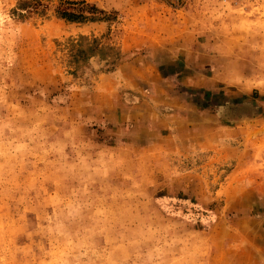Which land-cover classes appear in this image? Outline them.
I'll list each match as a JSON object with an SVG mask.
<instances>
[{"label": "rangeland", "instance_id": "1", "mask_svg": "<svg viewBox=\"0 0 264 264\" xmlns=\"http://www.w3.org/2000/svg\"><path fill=\"white\" fill-rule=\"evenodd\" d=\"M0 264H264V0H0Z\"/></svg>", "mask_w": 264, "mask_h": 264}, {"label": "trees", "instance_id": "2", "mask_svg": "<svg viewBox=\"0 0 264 264\" xmlns=\"http://www.w3.org/2000/svg\"><path fill=\"white\" fill-rule=\"evenodd\" d=\"M61 5V4H60ZM67 5V6H73L76 5L74 2L70 1H65L64 3L62 2V6ZM82 5H84V8H88L87 10L91 13L94 14L97 12V9L94 6H88L84 2H82ZM80 11V10H79ZM76 12L73 9H58V14L60 18L65 19L66 21L70 22H83L87 20H94V17H86L83 15L81 12ZM83 40V38L81 39Z\"/></svg>", "mask_w": 264, "mask_h": 264}, {"label": "crops", "instance_id": "3", "mask_svg": "<svg viewBox=\"0 0 264 264\" xmlns=\"http://www.w3.org/2000/svg\"><path fill=\"white\" fill-rule=\"evenodd\" d=\"M173 54H174V53H173ZM178 58H179V57H178ZM180 58H181V57H180ZM172 60H174L173 62L175 63L176 60H178V59L173 57ZM151 61H152V60H151ZM179 61H181V59H179ZM153 63H154V62H153ZM151 65H155V64H152V63H151ZM173 65H175V64H173ZM118 72H119V68H118ZM115 75H117V72L114 73V74H112V75H110V76H108V78H110V77H112V76H115ZM113 78H114V77H113ZM236 130H237V129H236ZM235 148H236V147H235ZM236 149H237V148H236ZM236 149H235V150H236ZM237 150H238V149H237ZM227 153H229V150L226 151V154H227ZM226 154H224L222 157H224ZM224 158H225V157H224ZM229 158H231V159H229ZM225 159H226V161H227V160H233V161H235L236 164L239 162L238 159H235V157H229V155H228V157H226ZM228 162H229V161H228Z\"/></svg>", "mask_w": 264, "mask_h": 264}]
</instances>
